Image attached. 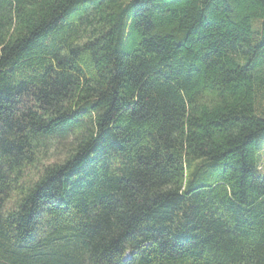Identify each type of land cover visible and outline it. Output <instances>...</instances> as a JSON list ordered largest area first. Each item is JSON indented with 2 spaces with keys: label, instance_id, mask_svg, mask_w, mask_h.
Returning <instances> with one entry per match:
<instances>
[{
  "label": "trees",
  "instance_id": "trees-1",
  "mask_svg": "<svg viewBox=\"0 0 264 264\" xmlns=\"http://www.w3.org/2000/svg\"><path fill=\"white\" fill-rule=\"evenodd\" d=\"M263 104L264 0H0V264H264Z\"/></svg>",
  "mask_w": 264,
  "mask_h": 264
},
{
  "label": "rangeland",
  "instance_id": "rangeland-1",
  "mask_svg": "<svg viewBox=\"0 0 264 264\" xmlns=\"http://www.w3.org/2000/svg\"><path fill=\"white\" fill-rule=\"evenodd\" d=\"M264 105V104H263ZM262 136V137H261ZM260 136L259 144H260V167H261V173L264 175V134Z\"/></svg>",
  "mask_w": 264,
  "mask_h": 264
}]
</instances>
